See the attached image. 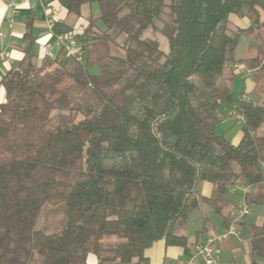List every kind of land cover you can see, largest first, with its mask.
Segmentation results:
<instances>
[{"label":"trees","instance_id":"1","mask_svg":"<svg viewBox=\"0 0 264 264\" xmlns=\"http://www.w3.org/2000/svg\"><path fill=\"white\" fill-rule=\"evenodd\" d=\"M57 2L70 15L83 5L98 14L77 30L85 64L35 67L26 56L1 81L0 264H84L89 255L148 264L156 242L188 247L187 219L200 202L224 228L231 182L249 186L250 205L263 201L264 0ZM230 16L248 26L230 30ZM147 29L166 39L165 56L141 38ZM242 36L258 44L255 57L235 58ZM235 65L252 72L261 104L231 96ZM231 106L243 118L236 145L215 134ZM201 183L211 197L197 196ZM257 232L250 264H264Z\"/></svg>","mask_w":264,"mask_h":264},{"label":"crops","instance_id":"2","mask_svg":"<svg viewBox=\"0 0 264 264\" xmlns=\"http://www.w3.org/2000/svg\"><path fill=\"white\" fill-rule=\"evenodd\" d=\"M9 4L12 7L8 9ZM83 6L81 7L80 16H74L67 14L64 9L60 8L57 0H0V104L5 101V91L1 85L2 79L8 72L15 70L24 57H31V64L35 67H40L43 61L47 59L58 58L61 62L65 61L66 58L55 45L54 35L56 33L79 30L86 25V21L90 16L98 14V8L97 14L94 15L92 5L85 9ZM50 16L58 18V27L55 26L57 27L56 32L54 28L48 27L47 20ZM240 20L245 24L242 28H246L248 22H244L245 19ZM45 45H51L52 47L51 58L44 56ZM232 70L236 75V79L231 85V96L235 99H251V94L256 89L255 81L251 76L252 72L239 65L233 66ZM234 109V106L222 109V117L219 125L215 128V134L225 137L233 145H236L241 138L240 129L239 134H229V130L235 126L240 128L241 124L234 118ZM261 168L264 173V162L261 164ZM241 186L245 185L242 184ZM211 194L212 186L210 184L201 183L198 185L197 196L199 198H209L212 196ZM241 196L238 190L232 191L228 189L224 196L227 204L223 210L225 215L230 214L235 209ZM204 205L208 204L200 202L198 207ZM250 208V215L238 226L237 235L221 243L219 264H250L254 261L251 253V238L255 233H258V229H264V199L260 204L250 205ZM190 215L187 219L186 234L190 224ZM214 216L216 218L211 220L205 212L200 213L201 225L199 229L194 230L192 234L188 233L193 235V239L190 240V236L187 234L190 244L203 242L208 236L222 231L224 226L221 222L222 217L215 213ZM198 232L201 233L196 235ZM104 240L105 238L103 242ZM107 241L109 242L108 244H116L118 242L114 237L106 239ZM184 256V248L167 247L162 241L154 243L152 247L145 251L148 264H178ZM85 263L97 264V260L94 256L89 255Z\"/></svg>","mask_w":264,"mask_h":264},{"label":"built area","instance_id":"3","mask_svg":"<svg viewBox=\"0 0 264 264\" xmlns=\"http://www.w3.org/2000/svg\"><path fill=\"white\" fill-rule=\"evenodd\" d=\"M12 5H8V9ZM58 23V18L50 16L47 20L49 28H54ZM1 35V34H0ZM79 32L77 30H71L64 33H56L54 35L55 45L61 50L64 58H72L76 62L81 61L83 56L77 45V37ZM44 56L46 58L52 57L51 45L44 46ZM234 118L242 122L243 118L239 115ZM237 182H231L229 190H238L241 193V199L237 202L235 209L230 213L226 226L218 234L208 236L203 242H193L188 247L184 248L185 256L178 264H219V255L221 252V243L228 240L232 236L237 235L238 226L244 221V219L250 215L251 208L247 201V195L249 193V186H241Z\"/></svg>","mask_w":264,"mask_h":264},{"label":"rangeland","instance_id":"4","mask_svg":"<svg viewBox=\"0 0 264 264\" xmlns=\"http://www.w3.org/2000/svg\"><path fill=\"white\" fill-rule=\"evenodd\" d=\"M165 3L167 4V2H165ZM88 7H90V6L89 5L88 6H83L84 9L88 8ZM91 7H92V9H93V11L95 13L94 15H96L97 14V7L95 5H92ZM84 9H82V10H84ZM242 22H243L242 20L237 19V18H235L233 16H230L229 17V29L230 30H237L238 28L244 27L243 25H245V24H243ZM244 22H247V21L245 20ZM141 38H143V39H151V40L156 41L158 43L159 50L163 53V56H165L167 54V52H168L167 41L162 35L151 31V29H147V30H145L142 33ZM257 46H258V44L256 43V41L252 37H250V36H242L241 39H240V42H239V44H238V46H237V48H236V50L234 52V56H235L236 59H249V58L255 57ZM81 63L85 64L84 55L81 57ZM87 70H88V73L90 75H96L98 73V68L96 66H90V67H88ZM251 99L253 101H255L256 103H258V104H261L263 102L261 87H259V85L256 87L254 92L251 94ZM229 131H230L229 134H231V135H236V134L240 133L239 132V128L237 126L233 127ZM260 132H261V130H259L257 132V134H260ZM197 189H198V187H197ZM196 193H197V190H196ZM209 206L210 205L200 206L190 215V219H189L190 224H189V228H188L187 234L188 233L192 234V232L194 230L199 229V226L201 225V219H200L201 218L200 217V213L201 212H205L208 215L209 219H211V220L216 218L214 216L213 211H212L213 210L212 207H209ZM51 210L52 209H50L48 207H44L43 208L44 212L51 211ZM49 219L54 220V221L57 220L56 216H54V215L49 217ZM58 228H59V226L54 224V228H48L46 230V232H52V231H54V230H56ZM189 236H190V240H192L193 239V235H189ZM108 238H112V237L105 238L103 243L108 244L109 242L108 241L106 242V239H108ZM75 264H83V263L78 262V263H75ZM84 264H86V263H84Z\"/></svg>","mask_w":264,"mask_h":264}]
</instances>
